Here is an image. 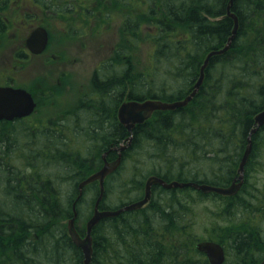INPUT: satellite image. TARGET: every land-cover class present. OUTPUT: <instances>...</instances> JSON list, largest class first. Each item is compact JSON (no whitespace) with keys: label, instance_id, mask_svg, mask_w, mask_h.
Instances as JSON below:
<instances>
[{"label":"trees","instance_id":"obj_1","mask_svg":"<svg viewBox=\"0 0 264 264\" xmlns=\"http://www.w3.org/2000/svg\"><path fill=\"white\" fill-rule=\"evenodd\" d=\"M93 1L81 9L84 28L104 15L103 21L109 19L112 8L111 13L140 2ZM229 2L142 0L145 11L130 14L121 26L124 43L115 52L122 62H103L92 95L82 97L70 111L72 122H59V129H54L56 122L50 120L34 139L27 128L15 130L9 128L14 123H0V264H84L83 251L67 228L79 185L102 168L106 152L108 161L115 160L118 151L112 147L126 144L130 136L121 168L107 179L101 209L140 200L152 175L168 182L219 187L233 183L255 117L264 110V0H235L232 11L239 29L232 47L212 58L200 91L186 107L157 111L132 133L117 116L125 101L175 102L191 94L207 54L224 48L232 35ZM60 4L49 0L52 10L61 9ZM142 42L152 47L145 63L135 55ZM75 115L79 127L74 126ZM29 140L38 154L28 151ZM252 141L245 181L236 195L156 185L147 206L105 218L93 229L91 264H210L196 248L202 238L189 231L197 223L198 204L210 197L221 203L219 220H227L232 232L209 239L226 248L224 264H261L264 179L260 185L249 174L257 169L264 173V126ZM110 192L120 199V206L107 203ZM98 195L99 185L93 183L78 201L76 224L82 236Z\"/></svg>","mask_w":264,"mask_h":264},{"label":"rangeland","instance_id":"obj_2","mask_svg":"<svg viewBox=\"0 0 264 264\" xmlns=\"http://www.w3.org/2000/svg\"><path fill=\"white\" fill-rule=\"evenodd\" d=\"M55 2L60 4L63 2V0H55ZM92 3H94L93 0H70L69 4L67 5L60 4V6L63 7L61 8L63 13L70 11V7H73L74 9L78 8L80 12H77L76 14L69 12L70 18L68 19V22H71L69 31L70 36L72 38H80L79 45L81 51L78 54V63L76 64L75 62L71 66L73 72H65L61 76L56 75L57 72H49V76L46 75V72H36L35 78H37L38 81L35 82V87H39V110L30 120L18 124L15 123L16 126L12 125L13 127H9L10 129L15 128L16 130V128H18L19 130H23L27 128L32 133L30 137L33 139L36 138V135L38 136L37 133H40L41 129H44L47 127V125H49L50 120L56 122L53 128L59 129V122L66 124L68 121H70L69 118L73 120L72 117L74 116L70 114V111L73 110L76 105H78V101L81 102V98L84 96L92 95L93 92L91 91L94 83L93 80L94 77H96V71L99 70L103 62H106L110 59L113 60L114 58L117 62H122V58L120 60L115 52L116 48L124 43L121 26H123L124 20L130 14L144 12L146 6L141 8L143 4L142 0H140V2L136 3L135 7L133 8H129V6H127L122 10L117 9L120 12L115 10L113 13H111V10L113 9L112 8L108 11L110 16L109 19L103 21L106 17L104 15L101 17L102 21H91L88 26L84 28L81 17L83 12L81 9L83 6H92ZM83 16L85 17V15ZM64 21L67 22V19ZM58 23L52 25V32L53 37L57 39L55 41V46H57L60 50V48L63 49L61 46L66 44L68 40L66 38L67 33L62 34L64 31L63 28L56 26ZM77 25H79L80 28ZM68 42L69 46L72 47L71 53L75 54L73 48L75 44L74 40ZM151 52L152 47L149 44L142 42L138 49H136L135 55L141 57L143 63H145L149 57L148 54ZM123 57L125 56L123 55ZM114 64H116L115 61ZM116 72H121L120 67H116ZM59 77H61L60 80L58 79ZM58 80L60 84H58ZM91 98L92 97L88 99L91 100ZM77 120L78 121L76 124H74V126L79 127L80 124H78V117ZM46 122L48 123L46 124ZM43 124H46V126L44 127ZM81 127L83 126L81 125ZM28 142L31 141L29 140ZM12 149L18 151V148L15 149L13 146L11 147V150ZM37 150L38 148L35 146L34 141L31 142L28 151L38 154L39 151ZM28 151L27 153H29ZM249 175H251V178L254 179V181L256 180L255 182L259 180V184H262L261 181L264 179V173L262 170L257 169L253 172H250ZM113 180L112 183L114 184L115 182H113ZM109 187L110 190H114L112 184H110ZM111 192L109 194L107 203L113 207L116 205L118 206L120 204V199L116 198V196H114V194ZM191 192H193L191 193L193 198H198L196 197L194 191ZM91 196V194L87 195V201L91 200ZM142 197H144V195ZM201 203L202 204H198L197 206V209L200 210L197 216V223L195 226L191 225L189 231L193 232L195 237L202 238V240H208L210 237L225 236L224 234L232 235V232L227 227V220L226 223H223L219 220L221 203L219 201L217 202L211 197L207 202ZM85 207L88 209L87 205Z\"/></svg>","mask_w":264,"mask_h":264},{"label":"water","instance_id":"obj_3","mask_svg":"<svg viewBox=\"0 0 264 264\" xmlns=\"http://www.w3.org/2000/svg\"><path fill=\"white\" fill-rule=\"evenodd\" d=\"M235 0H230L227 7V15L234 21V29L232 35L229 37L227 44L222 49L210 51L201 67L200 77L195 84L194 90L184 100L176 102H164L160 100H147L144 102L128 101L121 104L118 109V119L120 123L132 133L137 125L145 123L152 115L157 111H174L176 109L186 107L198 94L202 87L205 78L206 70L210 65L212 58L227 53L235 40L239 29V18L232 11ZM48 34L46 31L38 30L33 35L29 43H35L36 52H40L46 45ZM36 108V103L32 95L22 89H10L0 88V120L12 121L15 118H22L31 115ZM255 123L257 128L264 126V110L255 117ZM257 132V129H253L248 138V145L246 147L243 160L238 168V177L230 187H219L209 184H201L197 182H180L171 181L168 182L158 176H150L145 184V195L139 201L125 205L117 210H102L100 208L101 202L105 196V181L106 178L114 173L122 163V151L126 150L132 143V137L127 140L126 145H122L118 150L120 151L119 157L114 162H108L106 155L103 157L105 160L104 166L95 174L89 176L86 180L82 181L79 185V195L76 202L73 205V217L68 222L69 235L76 246H78L84 254V264H91L93 260V229L105 218H113L119 216L124 212H132L142 209L146 206L152 198L153 187L156 185L162 186L166 190L170 189H184L193 188L199 190L205 194L216 193L222 196H234L236 195L242 184L244 183L245 165L248 162L249 156L252 151V135ZM238 181V182H237ZM99 182V196L95 202L94 214L87 222V233L85 237H82L76 228V220L78 217L77 202L83 195L84 188L89 184ZM199 252L203 253L209 259L210 264H223L226 260L225 248L214 241H202L197 244ZM261 264H264V260Z\"/></svg>","mask_w":264,"mask_h":264},{"label":"flooded vegetation","instance_id":"obj_4","mask_svg":"<svg viewBox=\"0 0 264 264\" xmlns=\"http://www.w3.org/2000/svg\"><path fill=\"white\" fill-rule=\"evenodd\" d=\"M69 12L76 14L78 8ZM69 12L63 13L61 9L52 11L49 0H0V88L24 89L30 92L37 102L33 115L15 118L12 121L3 119L0 123H21L30 120L38 112L39 87H35V82L38 81L35 78L36 72H46L47 76L49 72H57L56 75L59 76L65 72H73L71 66L75 62L78 63L81 49L80 38H72L69 33L71 24L68 22ZM66 19L67 22L64 21ZM56 23H58L56 26L63 28L62 34L67 33L68 41L74 40L75 54L71 53L72 47L68 41L61 46L63 47L60 48L61 51L55 46L57 39L53 37L52 25ZM39 29L46 31L48 38L43 50L36 52L35 43L29 41ZM113 161L115 160L110 162Z\"/></svg>","mask_w":264,"mask_h":264},{"label":"bare ground","instance_id":"obj_5","mask_svg":"<svg viewBox=\"0 0 264 264\" xmlns=\"http://www.w3.org/2000/svg\"><path fill=\"white\" fill-rule=\"evenodd\" d=\"M261 112H262V111H261ZM261 112H260V113H261ZM259 128H261V127H259ZM259 128H257L256 123H255V126H254L253 129H257V131H258ZM61 129H62V128H61ZM250 134H251V133H250ZM253 135H254V134H253ZM253 135H252V137H253ZM249 136H250V135H249ZM69 137H70V136H69ZM130 137H132V136H130ZM130 137H128V138L126 139V142H127V140H128ZM252 137H251V138H252ZM252 144H253V141H252ZM112 150H116V151H117V150H118V147H116L115 149H112ZM252 150H253V146H252ZM251 153H252V151H251ZM250 155H251V154H250ZM243 157H244V156H243ZM249 158H250V156H249ZM242 160H243V158H242ZM248 160H249V159H248ZM241 162H242V161H241ZM247 163H248V162H247ZM247 163H246V164H247ZM240 164H241V163H240ZM239 166H240V165H239ZM15 167H16V166H15ZM245 167H246V165H245ZM234 181H235V180H234ZM234 181H233V183H234ZM180 182H181V181H180ZM193 182H194V181H193ZM237 182H238V181H237ZM233 183H232V184H233ZM232 184H231V185H232ZM243 184H244V183H243ZM243 184H242V186H243ZM209 185H210V184H209ZM231 185H230V186H231ZM230 186H228V187H230ZM242 186H241V187H242ZM177 189H179V188H177ZM240 189H241V188H240ZM239 191H240V190H239ZM77 204H78V203H77ZM225 251H226V249H225ZM226 258H227V251H226ZM225 262H226V260H225ZM225 262H224V263H225ZM224 263H223V264H224Z\"/></svg>","mask_w":264,"mask_h":264}]
</instances>
